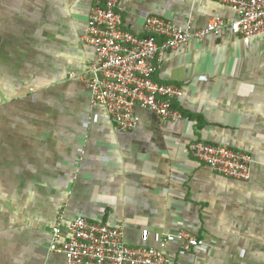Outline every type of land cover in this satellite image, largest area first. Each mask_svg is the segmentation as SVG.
Returning <instances> with one entry per match:
<instances>
[{
  "label": "crops",
  "instance_id": "1",
  "mask_svg": "<svg viewBox=\"0 0 264 264\" xmlns=\"http://www.w3.org/2000/svg\"><path fill=\"white\" fill-rule=\"evenodd\" d=\"M95 0H0V264H66L51 229L83 217L148 244L187 230L198 245L166 249L168 264H264V33L247 45L227 33L162 57L157 83L180 87L183 118L139 110L119 132L90 104L83 41ZM123 25L146 17L190 29L233 11L210 0H119ZM194 141L252 157L250 179L222 177L192 159Z\"/></svg>",
  "mask_w": 264,
  "mask_h": 264
},
{
  "label": "built area",
  "instance_id": "2",
  "mask_svg": "<svg viewBox=\"0 0 264 264\" xmlns=\"http://www.w3.org/2000/svg\"><path fill=\"white\" fill-rule=\"evenodd\" d=\"M230 8L231 21L212 18L205 27L180 28L163 18L144 19L145 36L123 25L119 0H95L85 25L83 41L93 50L87 65L86 87L90 104L102 107L114 129L132 132L140 124L139 110L162 123L183 118L174 103L183 96L180 87L157 83L153 75L165 53L190 41L230 33L247 45L264 33V0H210ZM188 154L216 174L238 181L250 179L252 157L228 143L194 141ZM149 233L140 231L139 245L124 241L122 227L77 217L51 229L48 250L65 257L66 264H168L166 249L175 243L187 251L198 245L187 230L162 235L156 245L148 244Z\"/></svg>",
  "mask_w": 264,
  "mask_h": 264
}]
</instances>
